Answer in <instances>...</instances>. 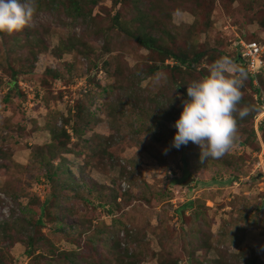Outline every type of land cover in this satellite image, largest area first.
<instances>
[{
    "label": "rangeland",
    "instance_id": "obj_1",
    "mask_svg": "<svg viewBox=\"0 0 264 264\" xmlns=\"http://www.w3.org/2000/svg\"><path fill=\"white\" fill-rule=\"evenodd\" d=\"M238 40L264 45V0H37L0 33V264H264L260 113L222 158L171 146Z\"/></svg>",
    "mask_w": 264,
    "mask_h": 264
},
{
    "label": "clouds",
    "instance_id": "obj_2",
    "mask_svg": "<svg viewBox=\"0 0 264 264\" xmlns=\"http://www.w3.org/2000/svg\"><path fill=\"white\" fill-rule=\"evenodd\" d=\"M36 13L37 0H0V33L13 34L31 27ZM248 75L244 67L225 55L210 65L207 75L187 84L188 99L182 101L171 146L198 145L201 162L222 158L230 151L238 139V119L253 111L264 113L255 106L240 107Z\"/></svg>",
    "mask_w": 264,
    "mask_h": 264
},
{
    "label": "built area",
    "instance_id": "obj_3",
    "mask_svg": "<svg viewBox=\"0 0 264 264\" xmlns=\"http://www.w3.org/2000/svg\"><path fill=\"white\" fill-rule=\"evenodd\" d=\"M236 46L237 55L239 57V64L243 65L248 71V77L252 80L254 87V98L259 109H264V93L259 89L258 76L264 73V45L256 41H244L238 40V43H234ZM264 119V113H260ZM259 161L261 165H264V143L260 145Z\"/></svg>",
    "mask_w": 264,
    "mask_h": 264
},
{
    "label": "trees",
    "instance_id": "obj_4",
    "mask_svg": "<svg viewBox=\"0 0 264 264\" xmlns=\"http://www.w3.org/2000/svg\"><path fill=\"white\" fill-rule=\"evenodd\" d=\"M136 41L138 44H140L143 48L145 49H154V39L150 36H147V35H141V36H135V35H131ZM245 41H251V40H245ZM255 41V40H253ZM164 54L167 55V57L169 58H173L175 59L177 62H179L180 64H187L188 68H193L194 67V64H196L202 57H203V53H197L194 58H192L191 60H188L186 58H183V57H180V56H177L171 52H165ZM264 55V54H263ZM235 59V62L238 63L239 62V57L238 55H236L234 57ZM242 67H244L243 65H240ZM245 68V67H244ZM262 74H260L258 76V80L261 78ZM248 81H249V85L250 87L254 89L253 85H252V80L250 77H248ZM255 92V91H254ZM262 127V126H261ZM260 127V128H261Z\"/></svg>",
    "mask_w": 264,
    "mask_h": 264
},
{
    "label": "water",
    "instance_id": "obj_5",
    "mask_svg": "<svg viewBox=\"0 0 264 264\" xmlns=\"http://www.w3.org/2000/svg\"><path fill=\"white\" fill-rule=\"evenodd\" d=\"M184 178H185V177L182 178V183H183V184H187V183H189V182H193V181H194V179L191 178V177H187L186 179H184Z\"/></svg>",
    "mask_w": 264,
    "mask_h": 264
}]
</instances>
